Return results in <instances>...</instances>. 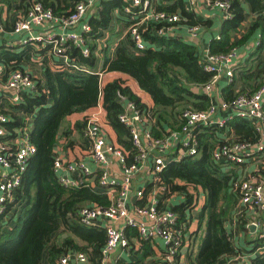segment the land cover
<instances>
[{"label": "trees", "instance_id": "1", "mask_svg": "<svg viewBox=\"0 0 264 264\" xmlns=\"http://www.w3.org/2000/svg\"><path fill=\"white\" fill-rule=\"evenodd\" d=\"M80 1L0 0V7L6 8V22L9 23L8 29H12L14 17L25 14L36 3L51 9L59 17H66ZM227 1L230 3V17L222 21L221 38L212 40L211 51L231 52L246 43L260 28L261 43L255 54L260 53L264 49V0ZM245 4L258 14V19L251 23L243 37L233 40L246 19ZM156 5L158 10L178 13L182 18L179 24L202 23L188 10L186 0H159ZM118 6H124L122 0H100L99 18H89L92 29L83 33L86 46L91 50L89 56H84L76 45L68 47L70 57L90 69L96 68L98 57L103 54L102 65L106 74L113 75L108 80L100 79L93 71L87 74L54 70L48 65L51 59L55 62L61 60L51 57L46 50L28 45L19 49L0 45V61L8 71L29 69L35 62L45 63L43 76L37 80L33 93H26L23 103L3 110L10 117L5 139L13 138L14 129L23 124L24 114H33L30 139L36 146V153L27 163L13 200L6 203L0 214V264H59L60 258L69 251L85 252L94 264H100L107 240L106 229L97 224L84 225L79 211L87 206L108 207L111 200L102 187L98 184L94 187L95 184L88 180L94 178L97 183L98 176L89 177L79 187H69L61 183L55 171L57 155H61L66 164L79 159V150H89L85 132L92 112L99 106L104 110L107 126L115 132L117 144L132 161L138 151L129 128L119 120L124 110L121 96L132 101L148 121H153L152 132L157 137L180 129L184 111L206 110L211 105V99L203 88L212 81L214 74L202 66L197 45L159 36L155 30L162 24L150 23L144 32L145 37L156 46L136 52L129 33L118 41L123 29L111 28L112 23L124 21L113 11ZM203 23L211 25V21ZM99 39L103 42L100 43ZM251 70L244 69L242 73L249 79ZM128 79H133L138 87ZM135 88L150 95L152 104L145 102ZM230 124L239 139L252 143L260 141V134L249 118L235 117ZM200 129L199 155L185 156L180 161L169 163L159 173L157 185L164 187V199L174 194L182 197L184 201L173 207L179 213L184 207L196 206L202 190L203 201L197 229L190 234V246L196 245L203 228L205 236L197 253L196 248L192 250L189 247L188 257L190 264H219L227 256L242 253L226 227L237 213L239 191L234 190V184L239 174L233 162L222 160L217 163L213 160V151L220 142L216 127L202 126ZM248 222L246 216L239 217V229L249 232ZM125 231L127 235H139L130 227ZM253 238L255 248L263 245L264 237L260 233H254ZM154 254L153 244L142 239L139 251H133L136 261L132 264H146L145 260L153 258ZM252 264H264V251L252 259Z\"/></svg>", "mask_w": 264, "mask_h": 264}, {"label": "built area", "instance_id": "2", "mask_svg": "<svg viewBox=\"0 0 264 264\" xmlns=\"http://www.w3.org/2000/svg\"><path fill=\"white\" fill-rule=\"evenodd\" d=\"M158 0H125L124 6L114 11L124 21L129 23L126 34L131 35V42L136 52L155 44L147 40L145 31L150 23H160L161 28L155 30L159 36H169L172 29L185 25L192 37L199 38L201 25L179 24L182 18L178 13L158 10L154 4ZM197 0H189L195 6ZM210 5L222 11L225 18L230 17V3L227 0L209 1ZM97 5V0H81L75 9L66 17H59L51 9L41 3L30 7L25 14H18L8 29L7 10L0 7V45L6 48L19 49L22 45L34 49L46 50V43L52 44L46 51L49 55L59 58L52 69L68 71L95 72L100 79L106 73L103 65L90 69L84 64H76L66 52L70 43L83 47V55L89 56L91 50L86 46L83 33L90 31V9ZM72 30V31H71ZM50 40V41H45ZM6 41V42H5ZM39 48H36V45ZM237 48L228 53H213L211 49L200 58L202 66L214 77L203 90L211 99V105L206 110H191L183 112V126L174 131H168L163 137H157L152 132L153 121H148L137 106L121 96L124 110L119 120L125 124L131 135V140L137 149L132 161L111 136L105 122L104 110L99 106L92 112L87 124L85 137L89 142V150H79L78 160L69 163L62 161L61 155L55 159V171L62 184L69 187H79L89 177L98 176L97 183L91 180L94 187H102L111 200L108 207L87 206L79 211L80 220L84 225H100L105 227L107 240L102 250L100 264H123L128 262L120 254L133 256V251H139L141 240H149L158 250L159 257H153L159 264H190L188 249L190 234L193 232L199 217L203 201V192L198 197L196 206L184 207L181 213L173 209L174 204H181V196L174 194L164 199V187L157 185L159 173L171 162L180 161L185 156L199 155L198 134L200 128L215 126L224 129L232 115L218 117L217 106L213 103L211 94L213 85L221 75L233 76V64ZM55 61V60H53ZM42 61L33 63L29 69H11L8 71L4 62L0 61V167L6 171L0 180V214L6 208V203L13 200L19 188L23 172L29 159L36 153V146L31 142L30 132L33 127V114L23 115V124L13 131V138L5 139L8 134L7 123L10 105H19L24 101L26 93H33L37 80L43 76ZM97 67V66H96ZM264 81L254 92L240 93L230 101L221 104L224 110L233 109L239 117L249 118L254 122L260 141L252 143L239 139L234 133L221 134L220 142L213 151V160L233 162L237 167L246 162L264 164ZM10 133V132H9ZM11 134V133H10ZM110 158H115L119 164L120 174H116L110 165ZM92 164V165H91ZM239 174L234 184V190L239 191L237 213L235 218L226 225L230 235L239 230V217L249 219L247 227H254L256 232L264 237V174ZM147 173L150 180L141 185L139 177ZM142 185V186H143ZM149 188V191H147ZM9 220V216L7 217ZM11 219V218H10ZM12 221V220H11ZM135 229L139 235H127V228ZM236 231V232H235ZM141 239V240H140ZM160 245L161 247H158ZM237 247V246H236ZM257 250L264 251V241ZM119 252L117 254L116 252ZM113 256H117L114 258ZM236 256H244L238 253ZM155 257L157 260H155ZM59 264H94L85 252L69 251L59 260Z\"/></svg>", "mask_w": 264, "mask_h": 264}, {"label": "crops", "instance_id": "3", "mask_svg": "<svg viewBox=\"0 0 264 264\" xmlns=\"http://www.w3.org/2000/svg\"><path fill=\"white\" fill-rule=\"evenodd\" d=\"M209 1L210 0H197L196 5L191 6L189 4V0H186V6L188 10L194 14L196 20H199L200 22H202L201 24L199 23L202 29L199 38L192 37L188 31L187 26L185 25L176 26L174 29L171 30L168 36L170 38L173 37V38H177L183 41L196 44L197 49H198V55L200 58L203 57L204 53L208 51V49L209 50L211 49V42L213 39L221 38L220 32H219L220 26H221L222 21L226 19L224 13L220 11L219 9L212 7ZM124 2L125 0H122V3ZM158 3H159V0L157 4ZM163 3H166V2L163 1ZM154 6L156 7L157 5L154 4ZM120 9L121 8L118 6V7H115L113 11H118ZM245 10H246V19L244 23L242 24L241 29L234 34L233 40H238L241 37H243L245 33L248 31L251 23L255 22L258 19V14H255L254 12H252L247 4H245ZM90 11H91L90 15L99 18L100 0H97V5L93 6L90 9ZM204 21L205 22L211 21V25L204 24L203 23ZM126 23L127 22H124V21L112 23L111 28L115 27L116 29H119V28L123 29L122 33L120 34V37H118V41L119 39L121 41L122 39L125 38L126 31L128 28ZM261 33H262L261 29L258 28L256 31L253 32V35H251V37L247 40L246 43L242 45H238L236 47L237 54H236L235 61L233 64V69H234L233 76L228 77L226 75H221L217 78V80L215 81L213 85L211 94L213 96V103L218 108L217 116L218 117H226L227 115L233 116L232 118H230V120H228L227 125L224 129H216V133L218 137H220L221 134L225 131L228 134H230V132L234 133L230 122L235 117H239L236 115L237 111H234L233 109L224 110L221 108V104L227 101L228 98L229 99L234 98L240 93L254 92L257 89L258 85H260L264 79V49L260 53L255 54L257 47L261 43V37H262ZM115 45L116 44H113V46ZM100 60L101 58L99 56L98 61H97V66L99 65ZM54 62L55 61L51 59L48 65L52 67V65L55 64ZM244 69H252L250 72L252 74L251 78L248 79L244 76V74L242 73ZM135 90L142 96L145 102H147L150 105L152 104V101L151 102L149 101V97L148 96L145 97V95H143L144 92H142L138 88H135ZM106 128L108 129L111 136L115 138V132L109 126H107ZM109 160H110V165H111L112 170L116 174L119 175L120 168H119V164L117 160L115 158H110ZM240 167L241 168L237 167L236 169L240 173H242L243 171H246V173H249V174L256 173V172L260 174H264V164L259 163V162H254L253 160L252 162H249V163L246 162L245 164L240 165ZM5 174H6V171L0 167V180L2 176ZM149 180H150V177H148V174L143 173L142 177H139V180H138L142 184L137 185V186H141L145 188V185L147 183L145 185H143V183L145 181L148 182ZM195 229H197L196 226L194 227V230ZM254 233H260V232H256L255 228H254V231L250 229L249 232H245L239 229L235 234H232V240L234 241V244L238 248H241L242 254H244V256L240 257L236 255H230V256L225 257L219 264H233L235 262H238L240 264H252V259L260 253V251L257 250V248H255V244L253 243ZM157 246L161 247L160 245H157ZM153 248H154L156 257L157 256L159 257L160 254H158L157 248L156 247H153ZM119 252L120 251L116 253L119 254ZM120 255L124 259L128 260V262H126L128 264H132L134 263V261H136L135 257H132L128 255L127 253H121ZM113 257L116 258L117 256H113ZM156 257H155V260H157ZM152 262H153V258H149V259L147 258L145 260L146 264H153ZM154 264H159V262L158 263L155 262Z\"/></svg>", "mask_w": 264, "mask_h": 264}, {"label": "rangeland", "instance_id": "4", "mask_svg": "<svg viewBox=\"0 0 264 264\" xmlns=\"http://www.w3.org/2000/svg\"><path fill=\"white\" fill-rule=\"evenodd\" d=\"M92 15H89V17H91ZM72 31V30H71ZM45 41H50V40H45ZM99 42L101 43V42H103V39H99ZM71 44V46L72 45H74L73 43H70ZM46 45H47V48H45L46 50L47 49H51L52 48V44H50V43H46ZM36 48H39V45L37 44L36 45ZM77 48L81 51V53H83V47H80V46H77ZM68 54H69V52L68 51H66ZM103 55V54H102ZM100 56V58H101V60H100V62H99V65L96 67V68H99V67H102V63H103V56ZM76 64H79V62H77V61H74ZM80 65V64H79ZM63 71H68L69 70V68H65V69H62ZM75 73H80V71L78 72V71H75V70H73ZM113 75H108V74H104V79L105 80H108L109 78H111ZM123 76V75H122ZM126 77V76H125ZM128 81L130 82V83H132L133 85H135V86H137L136 85V83L134 82V80L133 79H128ZM138 87V86H137ZM143 95H145V97H149V101L151 102L152 100H151V97H150V95H148L147 93H145L144 92V94ZM74 118H76V117H74ZM17 210H19V209H17ZM14 225V224H13ZM12 225V226H13ZM205 236V228H203L202 230H201V232H200V239L198 240L197 239V243H196V245H192V247L190 246V248H192V250L193 249H195L196 248V253L199 251V246L201 245V243H202V240H203V237ZM261 253V252H260Z\"/></svg>", "mask_w": 264, "mask_h": 264}, {"label": "water", "instance_id": "5", "mask_svg": "<svg viewBox=\"0 0 264 264\" xmlns=\"http://www.w3.org/2000/svg\"><path fill=\"white\" fill-rule=\"evenodd\" d=\"M250 229H251L252 231H254V227L250 226Z\"/></svg>", "mask_w": 264, "mask_h": 264}]
</instances>
